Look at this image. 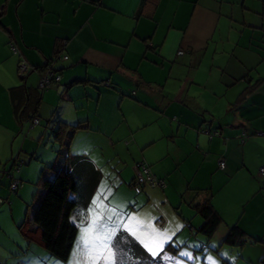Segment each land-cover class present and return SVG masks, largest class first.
I'll return each mask as SVG.
<instances>
[{"label":"crops","instance_id":"crops-1","mask_svg":"<svg viewBox=\"0 0 264 264\" xmlns=\"http://www.w3.org/2000/svg\"><path fill=\"white\" fill-rule=\"evenodd\" d=\"M56 51L67 57L52 65L60 82L41 91V68ZM263 56L259 0H0V264L20 256L31 264L28 249H43L21 234L34 200L23 205L55 160L48 152L60 125L80 127L71 154L88 158L101 180L111 174L127 195L122 209L145 208L120 231L170 240L186 227L189 240L203 223L193 206L209 199L221 220L214 244L238 227L264 264ZM30 116L39 125L28 130ZM39 150L54 157L41 174ZM16 151L23 163L30 156L28 166L8 176ZM141 163L163 186L144 187L133 201L125 187L137 193ZM112 187L90 204H101L105 218L109 206L120 211L106 193Z\"/></svg>","mask_w":264,"mask_h":264},{"label":"trees","instance_id":"trees-1","mask_svg":"<svg viewBox=\"0 0 264 264\" xmlns=\"http://www.w3.org/2000/svg\"><path fill=\"white\" fill-rule=\"evenodd\" d=\"M259 1L264 3V0ZM60 52L56 51L55 56L46 61L41 68L42 73L50 67L54 73L59 74L60 70L55 69L52 65L58 61H63ZM262 60L264 62V56ZM20 78L24 77L20 76ZM246 93L248 91H244L237 102H242V98ZM16 114L21 115L19 111ZM34 120L38 121L39 119L36 116H30L28 130L39 125V121L34 125ZM64 126L60 125L54 132L53 142L57 143L55 160L43 175L37 201L27 217L26 223L20 227L21 234L27 241L33 244L39 243L50 256L61 262L68 260L77 238L78 227L74 219L83 220L85 218L102 178L101 172L95 168L88 158L71 154V141L76 130L80 127H70L65 131ZM208 135L213 137L217 133H208ZM140 165L155 178L156 184L154 186L138 184L135 175L132 186L137 191H141L144 187L163 186L161 180L150 172L145 163ZM20 166L21 163L17 161V158L12 157L9 161V170L5 171V174L11 176V172H17ZM218 169L223 170L219 166ZM16 189L11 191L9 187V192L14 193ZM3 202L4 200H2ZM193 207L203 219V223L197 231L207 239H211L220 224V217L213 209L209 199L202 204H195ZM37 233L39 236H37ZM243 242L244 233L238 227L230 228L222 241L223 244L228 246H241ZM114 247L117 252V262L115 264H121V259L126 254H132L135 259L138 257V259L146 262L149 260L147 251L127 233H119Z\"/></svg>","mask_w":264,"mask_h":264},{"label":"rangeland","instance_id":"rangeland-1","mask_svg":"<svg viewBox=\"0 0 264 264\" xmlns=\"http://www.w3.org/2000/svg\"><path fill=\"white\" fill-rule=\"evenodd\" d=\"M44 143H47V141L45 140ZM42 150L45 152V149ZM41 151L39 150V152L36 153L35 162H37L40 158L43 159L41 157ZM17 152L18 151L15 152L13 157L17 158V161H19L21 165L23 164L25 167L28 166V158L30 156H27L26 161L23 163ZM48 154H53L52 156H55L51 149L49 150ZM53 159L54 157L49 161V159L45 156L43 159L44 164H39L38 171L41 170V167H45L47 164H52ZM105 167L106 165L104 168ZM38 174H41V171H39ZM110 175L111 174H105L104 178L101 180L100 189L97 190L95 199H98L100 195H103L104 190L107 187H111L112 184V188L115 190L112 189L109 192L106 190V193L113 195V197L110 196V202L114 200V202L120 203V211H115L109 206L107 208V215L105 218L102 214V210L100 209L101 204H98L97 201L94 200L95 206L93 205L89 207L83 220L74 219L78 227V233L74 247L72 249L73 254H71L68 260L66 262H61L54 259L40 247L32 246L30 249H28L31 255L27 254L31 264H115L117 262V252L114 247L117 236L120 232L125 233L126 231H123V229L125 230L128 224L132 225L131 220H133L135 215L143 214L145 208L143 209L142 204L138 205L137 202H135V204L133 202L127 203V209H122L121 206L124 204L122 199L125 198L128 200L127 195L125 192H122V189L117 190L119 185L117 182L113 185L112 182H114V180ZM27 182L32 183V181ZM37 182L38 181H34L32 184L36 185ZM34 185L30 187L32 193L30 194L29 201H24L25 205H23V207H28V203H32L34 200V204L31 205L32 207L29 210H32L33 206L35 205L37 201L36 193L38 190H40V188L38 189L39 185H37V187ZM125 188L127 190L126 192L130 191L131 193V200H136V197L139 195L140 191L134 189L135 192H138L134 194L133 188L131 189L128 186ZM13 197H15V195H12V198ZM4 202L7 204V201ZM1 207H3V205H1L0 208ZM85 219H87V221ZM119 226H124L121 231ZM136 231L137 230H135V232ZM188 231L189 229L185 227V230H183V232L180 233L178 237L170 240H168L166 237L161 240L159 237L158 239L151 241H149L147 238L146 240L142 241V238L138 237L139 241L136 240V242H138L147 251L149 254V260L146 262L145 260L138 259V257L135 259L132 254H126L121 259V264H260L259 262L263 254L257 252V248L254 244L244 240L241 246H228L223 243H217L215 245V236H213L211 239H207L205 236L200 234V232H196L197 234L192 235L188 240L186 237V233H188ZM20 240L22 241V238L19 239V241ZM146 244L149 247H153L157 254L153 255L152 252H150L148 248L145 247ZM156 246L159 249H155ZM39 251L44 253L42 254L44 258L39 255ZM74 253L78 254V256H75ZM7 264H25V257L20 256L17 259L9 258L7 260Z\"/></svg>","mask_w":264,"mask_h":264},{"label":"built area","instance_id":"built-area-1","mask_svg":"<svg viewBox=\"0 0 264 264\" xmlns=\"http://www.w3.org/2000/svg\"><path fill=\"white\" fill-rule=\"evenodd\" d=\"M10 50L12 51L13 54H17L16 47L12 44L9 45ZM178 55H182V52L180 51ZM63 60H66V56H62ZM29 67L25 63V61L20 60L18 63V72L19 76H23L26 72H28ZM60 82V75L57 73H54L50 67L46 68L42 76L40 77L39 81V88L41 91H45L48 88H50L52 85H56ZM38 121L34 120L33 124H37ZM218 166L220 169L224 168V162L221 160L218 163ZM260 173L264 175V167L261 168ZM136 178H137V183L138 184H147L150 186H154L156 184L155 178L150 175V173L145 170L141 165L137 167L136 170ZM18 182L17 181H12L10 184V189L11 191L15 190L17 188ZM2 204V200L0 199V205Z\"/></svg>","mask_w":264,"mask_h":264},{"label":"snow or ice","instance_id":"snow-or-ice-1","mask_svg":"<svg viewBox=\"0 0 264 264\" xmlns=\"http://www.w3.org/2000/svg\"><path fill=\"white\" fill-rule=\"evenodd\" d=\"M145 247H147L148 250H149L150 252H152L153 255H156V254H157L156 251L153 249V247H149L147 244L145 245Z\"/></svg>","mask_w":264,"mask_h":264}]
</instances>
